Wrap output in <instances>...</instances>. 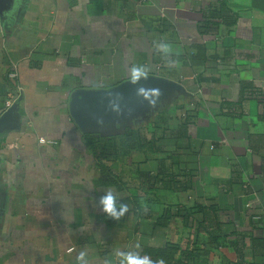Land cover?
Segmentation results:
<instances>
[{
  "label": "crops",
  "instance_id": "obj_1",
  "mask_svg": "<svg viewBox=\"0 0 264 264\" xmlns=\"http://www.w3.org/2000/svg\"><path fill=\"white\" fill-rule=\"evenodd\" d=\"M1 11L0 115L15 97L19 122L0 134V264H128L120 253L167 241L234 260L236 244L264 235V0H4ZM139 75L185 93L124 130L186 121L175 151L186 175L145 182L138 169L163 155L133 151L105 160L121 189L98 185L70 95ZM109 193L127 205L113 227L99 202Z\"/></svg>",
  "mask_w": 264,
  "mask_h": 264
},
{
  "label": "trees",
  "instance_id": "obj_2",
  "mask_svg": "<svg viewBox=\"0 0 264 264\" xmlns=\"http://www.w3.org/2000/svg\"><path fill=\"white\" fill-rule=\"evenodd\" d=\"M153 128L152 131H148L146 128L127 127L123 132L107 137L83 133L85 144L95 157V164L99 169L100 177L96 181L98 185L121 189V181L118 179V175L113 172V165L105 163V160L112 158L116 161L124 156H129L133 151L163 155L160 158H152L149 168L138 169V176H143L145 182L159 183L160 186L166 187L172 182V177L186 175L181 172L184 170L181 168V164L176 162L178 157H176L175 151L181 149L182 140L188 137L187 122L179 121L178 126L174 129L157 126V122H154ZM169 144L175 147L174 151L166 149ZM168 159H170L169 166L166 164ZM171 164H174L176 171L170 168ZM114 208L119 213L122 207ZM189 217L188 211L184 215L186 222ZM115 220L107 214L104 216L108 227H113ZM209 235L210 242L214 243L217 239L216 236L212 232H209ZM233 249L236 259L230 260L222 256L219 264H264V235L251 237L249 247H240L236 244ZM208 255L209 248L207 247L188 246L182 248L180 244L170 241L165 242L162 246L141 245L132 254L133 257L147 258L151 264H209Z\"/></svg>",
  "mask_w": 264,
  "mask_h": 264
},
{
  "label": "water",
  "instance_id": "obj_3",
  "mask_svg": "<svg viewBox=\"0 0 264 264\" xmlns=\"http://www.w3.org/2000/svg\"><path fill=\"white\" fill-rule=\"evenodd\" d=\"M0 0V14L2 3ZM134 78V77H133ZM111 88H78L70 95L69 112L82 133L110 136L121 133L131 122L145 116L159 103L176 93H185L183 86L156 75L136 76ZM17 103L0 115V134L19 122Z\"/></svg>",
  "mask_w": 264,
  "mask_h": 264
},
{
  "label": "clouds",
  "instance_id": "obj_4",
  "mask_svg": "<svg viewBox=\"0 0 264 264\" xmlns=\"http://www.w3.org/2000/svg\"><path fill=\"white\" fill-rule=\"evenodd\" d=\"M133 82H136V77L134 76ZM103 205V211L111 218L118 220L124 212L127 211V205H122L121 211L119 213L116 212L114 208V200L112 195L109 193L107 196L100 197L99 201ZM85 253L81 252L79 256L77 257L78 261H82ZM122 257L128 260V264H151V261H149L147 258H138L133 257L131 255L125 256L124 253H120ZM121 264H123V260L121 261Z\"/></svg>",
  "mask_w": 264,
  "mask_h": 264
},
{
  "label": "rangeland",
  "instance_id": "obj_5",
  "mask_svg": "<svg viewBox=\"0 0 264 264\" xmlns=\"http://www.w3.org/2000/svg\"><path fill=\"white\" fill-rule=\"evenodd\" d=\"M152 116H149L148 117V120L150 119V120H152V118H151ZM149 120V121H150ZM135 124V123H134ZM133 124V125H134ZM136 126V125H135ZM111 136V135H110ZM103 137H107V136H103ZM221 252H222V250L221 249H219ZM225 251H227V249L225 248ZM212 252V254L210 255H208V259H209V264H219V261H220V257H218V255L214 252V251H211ZM217 252V251H216ZM217 253H219V252H217ZM223 253V252H222ZM220 254V253H219ZM224 254V253H223ZM220 255H222V254H220ZM232 255V254H231ZM221 258H222V256H221Z\"/></svg>",
  "mask_w": 264,
  "mask_h": 264
},
{
  "label": "built area",
  "instance_id": "obj_6",
  "mask_svg": "<svg viewBox=\"0 0 264 264\" xmlns=\"http://www.w3.org/2000/svg\"><path fill=\"white\" fill-rule=\"evenodd\" d=\"M10 76H13V77L16 76V72L15 71L11 72ZM15 99L16 98L14 97V98H10V99L6 100V108L9 107L15 101ZM40 141L44 142L45 140L40 138ZM47 142H52V141H47ZM247 205H249V204H247Z\"/></svg>",
  "mask_w": 264,
  "mask_h": 264
}]
</instances>
